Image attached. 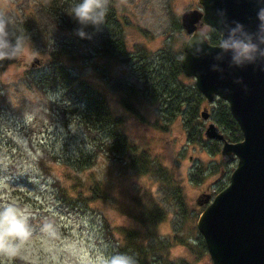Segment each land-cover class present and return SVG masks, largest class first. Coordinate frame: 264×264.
Returning <instances> with one entry per match:
<instances>
[{
    "label": "rangeland",
    "instance_id": "rangeland-1",
    "mask_svg": "<svg viewBox=\"0 0 264 264\" xmlns=\"http://www.w3.org/2000/svg\"><path fill=\"white\" fill-rule=\"evenodd\" d=\"M34 2L0 0V12ZM116 3L134 53L157 52L168 39L183 51L189 36L181 15L202 7L200 0ZM103 37L97 31L64 53L71 80L53 82L57 60L33 42L0 71V209L15 207L31 233L14 241L15 255L0 256V264H104L120 254L147 264H213L197 223L208 197L230 183L237 161L225 162L223 142L204 133L217 122L221 102L228 103L206 98L196 122L182 112L167 116L164 104L130 93L138 80L134 64L104 54ZM182 80L196 86L194 77ZM88 87L104 96L115 127L127 135L128 158L109 150L108 129L83 121ZM204 106L209 119L201 115ZM81 150L95 156L87 168L62 163ZM94 186L102 196L88 197ZM66 190L85 194L72 198Z\"/></svg>",
    "mask_w": 264,
    "mask_h": 264
},
{
    "label": "water",
    "instance_id": "water-1",
    "mask_svg": "<svg viewBox=\"0 0 264 264\" xmlns=\"http://www.w3.org/2000/svg\"><path fill=\"white\" fill-rule=\"evenodd\" d=\"M200 4L181 15L189 36L183 72L196 79L209 102L218 97L228 102L243 139L230 141L215 121L205 128L206 138L223 141V160H236L237 166L197 226L213 264H264V0ZM208 27L220 31V43L210 42ZM209 114L205 107L202 116Z\"/></svg>",
    "mask_w": 264,
    "mask_h": 264
},
{
    "label": "trees",
    "instance_id": "trees-1",
    "mask_svg": "<svg viewBox=\"0 0 264 264\" xmlns=\"http://www.w3.org/2000/svg\"><path fill=\"white\" fill-rule=\"evenodd\" d=\"M78 0H35L34 4L19 6L18 10H9L4 13L10 20V41L16 44V37H23L20 52L11 59L0 60V71L7 65L16 61L22 50L28 43H34L42 53H49L56 59V79L53 82L70 79L69 70L64 66L62 58L65 52L75 45L79 39L90 37L97 31L102 33L103 40L100 50L107 55L116 57L122 61L132 62L137 72L138 80L129 84L130 93L135 96L147 97L152 101L164 104L165 114L175 117L182 112L188 121L196 120V114L201 109V104L206 97L203 96L197 86L187 85L182 80L184 74L181 65L182 50L175 46L173 40L168 39L166 45L157 52H147L140 49L137 53L129 50L126 36L124 35L125 18L120 13L116 0H109L106 5L107 12L102 22L98 24L81 25L71 16L72 8ZM181 27V23L179 24ZM84 33L82 37L80 32ZM208 37L213 44L220 43L221 33L216 28H207ZM84 100L87 109L82 112L83 121L90 123L92 128L101 132L109 130L112 142L109 150L123 157L128 151H132L127 135L115 127L117 119L113 116L104 96L91 87L85 88ZM218 111L215 113L217 124L223 128L229 140H241L242 130L236 118L233 116L230 106L221 102ZM203 111V110H202ZM201 111V115H202ZM192 126V125H191ZM95 156L89 152L80 151L78 154L69 155L63 158L62 162L67 166L66 161L75 168L85 169L91 165ZM57 161L60 158H56ZM71 174L69 177L71 178ZM92 188V187H91ZM88 197L96 198L102 196V188L94 186ZM66 194L70 197H83L84 190L80 193ZM102 193V194H101ZM140 251L142 249L140 248ZM143 253V251H142ZM139 258L136 264H147Z\"/></svg>",
    "mask_w": 264,
    "mask_h": 264
},
{
    "label": "clouds",
    "instance_id": "clouds-1",
    "mask_svg": "<svg viewBox=\"0 0 264 264\" xmlns=\"http://www.w3.org/2000/svg\"><path fill=\"white\" fill-rule=\"evenodd\" d=\"M109 0H78L74 4L71 16L81 25L98 24L102 22L106 15ZM10 20L0 12V60L14 58L21 50L23 37H16V44L10 41ZM83 37L84 33L81 31ZM31 235L26 218L18 213V210L11 206H5L0 209V256L13 257L17 251V244L14 241L23 240ZM104 264H136L135 260L126 255L120 254L114 256Z\"/></svg>",
    "mask_w": 264,
    "mask_h": 264
},
{
    "label": "bare ground",
    "instance_id": "bare-ground-1",
    "mask_svg": "<svg viewBox=\"0 0 264 264\" xmlns=\"http://www.w3.org/2000/svg\"><path fill=\"white\" fill-rule=\"evenodd\" d=\"M235 117V116H234Z\"/></svg>",
    "mask_w": 264,
    "mask_h": 264
}]
</instances>
